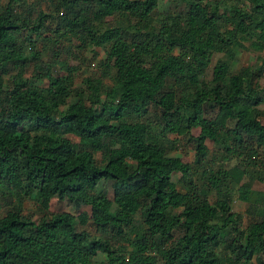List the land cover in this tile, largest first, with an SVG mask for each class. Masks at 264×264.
<instances>
[{"label": "trees", "instance_id": "1", "mask_svg": "<svg viewBox=\"0 0 264 264\" xmlns=\"http://www.w3.org/2000/svg\"><path fill=\"white\" fill-rule=\"evenodd\" d=\"M47 1L51 13L0 3V264H264V191L238 184L264 150L263 66L230 71L242 48L264 50V0H166L156 27L146 17L159 0ZM43 34L102 47L110 85L86 80L88 93L67 101L71 77L52 76L34 48ZM214 53L225 59L200 78ZM168 134L209 140L244 164L209 169L198 187L192 165L169 155ZM204 161L213 164L194 153L197 167ZM233 191L262 207L244 227ZM52 198L89 215L48 213ZM23 199L36 219L21 213ZM88 221L99 236L79 229Z\"/></svg>", "mask_w": 264, "mask_h": 264}, {"label": "rangeland", "instance_id": "2", "mask_svg": "<svg viewBox=\"0 0 264 264\" xmlns=\"http://www.w3.org/2000/svg\"><path fill=\"white\" fill-rule=\"evenodd\" d=\"M3 2L4 0H0V3ZM26 3L29 5L30 11L40 9L44 13H51V8L47 0H26ZM166 7L167 1L159 0L155 11L146 17V22L151 26H158L159 21L164 16L163 13L165 12ZM168 9L171 10L172 8H167V10ZM104 20L106 24L112 22L111 17H106ZM115 20L116 19L113 18V22ZM55 24V21L49 23L47 21L45 22V26L50 29H52ZM43 36L45 37L44 39ZM32 39L35 38L32 37ZM65 39L66 38L63 37H47V34H43L40 39H35L36 42L34 48L39 54L42 64L45 63L50 69L52 76L71 77L72 95L67 101H71L74 98V92L83 90L84 94L88 93V90L86 89V80H91L92 82L100 81L103 85H110L108 75L112 73V68L107 63H104L105 50L102 47H95L91 45L80 47L78 46L79 41L77 39ZM27 51L28 49H26V52ZM224 59L225 57L223 54L214 53L211 57L208 68L204 71L203 76L200 78L203 77V79L208 80L210 78L211 68L213 66L220 65ZM33 61L34 60H30L28 68L22 75L24 79L33 78L31 71ZM259 65L263 66V70L261 71L260 75L256 77L255 83L258 88L264 89V50L253 51L247 47L242 48L236 53L232 65L230 66V71L237 72L246 67L254 69ZM185 66L186 68L189 67L188 60L185 62ZM4 78H7V75L4 76ZM198 78L199 77H197L195 74H191L190 76V80H197ZM44 82L45 79L42 80V83H35L43 84ZM258 108L264 112L263 104L259 105ZM214 110L215 107H212L211 109L206 108L205 115L212 116ZM155 115H157V112L151 108L147 118L152 121ZM260 121L264 122V113L262 114ZM197 133L198 129L191 130L192 136H196ZM168 137L171 141H173V143L168 145V147H170L168 151L169 155L177 156L181 161L190 163L192 165L193 175H191V180H193V182L198 187H207L208 174L206 173L209 169L210 172L215 173L217 169H228L233 165L244 164L240 157L238 158L236 155L228 156L219 146L213 144L209 140H205L202 143H194L187 138H176V136L173 134H168ZM70 138L75 140V138L72 136H70ZM195 152L204 153L205 155L209 156L212 159L213 164H207L204 161L202 163V167H197V165L192 162ZM258 153L259 154L255 156L254 159H251L250 157V160H252L248 167L250 173L242 176L238 184L246 186L255 191H264V180L259 181L256 177L258 176L264 179V150L260 149ZM172 179L175 181L178 188H184L183 182L177 180L178 174H173ZM233 192L234 193L230 197L229 204L231 210L237 212L240 216V227H244L249 219H251L253 216H257L260 213L262 207L256 206V208H253L251 205L239 200L237 198L236 191ZM106 197L109 201H111L112 191L109 188L107 189ZM215 198L216 194L212 190L208 195V199L209 201H214ZM21 207L22 214L30 215L33 219L37 218V206L32 203L31 200L23 199ZM47 211L48 213L69 212L74 217L82 212L89 215V207L87 205H81L74 208L72 205H70V203H68V201H59L56 198L50 199ZM79 229L85 230L90 235L99 236V232L92 224H90V221H88L84 226H79ZM122 243H126V239H119L114 243V245L116 246ZM102 258L103 255L98 254L94 260L100 261Z\"/></svg>", "mask_w": 264, "mask_h": 264}]
</instances>
